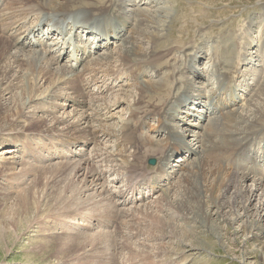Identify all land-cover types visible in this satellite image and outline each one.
<instances>
[{
    "label": "bare ground",
    "instance_id": "1",
    "mask_svg": "<svg viewBox=\"0 0 264 264\" xmlns=\"http://www.w3.org/2000/svg\"><path fill=\"white\" fill-rule=\"evenodd\" d=\"M152 1L154 2V0H151V2ZM135 2L134 0H129V2L120 0H0V144L13 142L15 137L21 136V144L26 145L24 148H18L12 144L10 145V149H3L1 152V154L10 152L17 155L19 153L18 151H22L21 154L19 153L20 157L18 156L17 159L13 156L0 155V187L13 188L14 180H20L32 175L31 171H22V173L16 174L15 177H10L9 172V170L18 167L23 168V165L28 159L26 156L32 149L48 148L50 153L42 150L38 151L45 153V155L51 158H62V162L56 166L60 168L61 165L67 163H65L64 160L70 158L67 156L66 152H71V147L73 145L70 146V144L84 138L80 146H86V151L80 148L78 152L74 153L75 157L79 155L83 156L79 159V171L82 170L83 172L71 176V181L69 183L65 182L62 177L64 183L67 185L65 186L62 184L65 187H61V189L63 188V191L68 193L74 188V182L77 184L81 182V193L93 190V193L89 195H87V193L85 195L86 197H84L83 194L80 195L84 204L87 200L93 198H101L112 202L114 200V193L106 186V183H104L105 180L103 181L98 177L100 170L94 168V161L92 162L90 157V152L93 150V147L100 143L97 137L101 134L105 136V133H107V141H112V138H115L114 143H116L117 147L121 146V148H116L113 152H105L103 154L105 155L104 160L102 161H112L113 165L117 167H114V170H116L115 175L120 173L124 174L128 180V183H126L127 188L124 187V189L118 191L119 198L138 200L140 193L143 192L141 190L148 189L150 193H155V187L160 186L161 192L154 202H157L158 199L171 200L175 205L172 204L171 201H167V203L183 210V213L176 218L187 226L189 220L185 219V215L191 212L197 217V215H200L201 205L209 201L215 203L218 208L239 207L242 210L248 209L246 205L243 204L244 201L242 199L244 190H246L244 187L253 193L252 197L256 196V192L259 191L264 195V177H255V174L264 173V152H260L261 155H259L257 159H251V153H254L256 149L260 148L254 147V145L258 142L261 144L264 142V115L261 118L257 116V118V114L255 113L257 108H255L256 103L259 100L264 103V80L260 82V87H258V90H256L253 98L247 105L246 113L238 112L239 114H236L233 113V110H229L226 113H222V116L218 115L210 119V124L204 125L206 126L204 135L200 132L195 134V138L198 140L197 142L203 145V150L204 147L206 149V157L194 164L192 168H186L187 166L184 167L182 164L176 169H171L175 167V165H171L172 157L186 148V144H188L187 140H189L187 133L178 130L179 127L178 124L175 123V116L185 109L186 105L192 104V102H195L197 106L201 108L200 112H204L208 107L207 102H205L206 104L203 103L202 106L198 104L202 103L199 99L203 96V91L205 89H203V87L197 88L196 85L191 83L189 78L185 76L186 72H189L190 63L197 59H194L193 55L191 56L192 59L190 56L185 57L181 64H174L171 67L161 64V61L169 55L170 50H158L156 44L163 38H166L171 29H168L172 21V19L169 20L171 17V9L169 7H164V10L159 8L152 14L138 7V9L133 10L131 14H127L128 11L126 7L130 3L135 4ZM156 3L159 4L160 1ZM138 14L140 15L139 19ZM137 19L138 23L135 30L132 29V24L137 21ZM70 20L72 21L64 26V22ZM42 25H48V27L52 25L53 28L50 27L48 32H44L41 28ZM75 25H77L76 28H78V26L81 27V31H74ZM88 25L92 27L91 31H87ZM141 26L144 28H141ZM145 28L151 29V32L145 31ZM134 31L138 37H136V35L134 36ZM40 32L48 33L49 36L52 35V38L57 33L64 36L60 49L70 48V51H66L65 54L72 59V65L69 61H66L68 63L60 64V55H57V60H55V57L51 56L53 50L50 48H36V45L40 44L41 41L39 40L37 43H34L32 38H29L27 35H36ZM82 32H99L101 35L99 37H94L91 33L90 36L92 39L105 41V43L100 45V48L109 47L112 40L117 43H115L116 47L114 49H108L104 54L100 53L97 56H93L92 49L88 50V48H84L79 50V47H81L80 43L77 42V44H72L70 41L73 39L77 41V39L82 36ZM20 33H22V35H20ZM67 36L69 39L66 41ZM2 38L6 39V41H2ZM146 41L149 46L151 45L150 48L144 45L142 46ZM75 53H78L77 59L74 58ZM87 54L90 56L85 57ZM87 58L89 59L87 60ZM24 59L28 64H31L30 70H25L21 67L20 64ZM247 59L242 57L240 63L245 64ZM80 64L82 68L79 71L71 68L78 67ZM214 67L215 72L218 70L220 74L215 82L209 80V83L218 84L223 77H226L224 81L220 82V86L232 88V85H230L232 84L229 77L230 72L227 70L221 71L216 65H214ZM186 68H188L187 71H185ZM148 69L152 71L157 70V72L162 71L164 77L155 82L149 79L147 81L149 84V88H146L147 90L145 87L142 89L141 86L138 87L136 85V91L139 92L136 99L137 101H134L135 103L131 107L128 118H123L122 120L121 117H119L120 125H118L117 121L110 122V120L114 118V115L109 114L110 107L104 105L103 102H100L102 103L101 106H103V110L108 109L107 112L103 113L101 111L99 112L100 109L95 111L93 110L94 107L93 109L91 108L92 102H95V95H104L106 90L111 88V85L106 81L107 84L103 83V85L99 82V75L111 80L109 82H112V79L119 80L122 76H125V79L128 77L130 78L128 81L132 78L133 82L144 85V81L146 82V80L143 79V81H140L138 78L148 76L146 73ZM240 69V67H236V72L240 71ZM83 72L89 75L87 79L81 78ZM130 73L131 75H129ZM49 76L50 85L44 91L36 93L40 88L38 85L46 82ZM192 77L195 76L192 75ZM92 78H94L93 81H91ZM24 80L26 81V85L23 83ZM92 85L97 88L96 92L92 90ZM129 85L130 82H127L125 85L123 84L119 93H115L117 98L114 100L115 103L112 101L114 104L121 101H123V104L127 103L125 100H127V87ZM8 94H13L11 99L5 97ZM120 94L123 95L121 96ZM145 94L149 98L152 96L156 97L157 103L153 104L139 98ZM103 95L101 100L104 101L107 97ZM119 97H121V99ZM229 97L231 99H227H230V102L236 101L238 98L234 89L231 91V96ZM35 101L50 104V107H36V109L28 113L25 108L30 107ZM208 103L212 105L214 100L211 99ZM227 103L218 108L220 110L226 109ZM123 104H121V106H123ZM59 106H61L63 110L65 106H71L72 110H70V112H78L77 119L73 122H69L68 118L65 116H56L55 113L62 110ZM209 108H207L205 120L211 116L212 113H215L216 106H213L212 109L210 108L211 110H209ZM187 109L189 110L190 108L187 106ZM257 109H259V107ZM38 111L42 113H38ZM249 111H251L252 114H249ZM208 112L210 115L207 114ZM152 117L155 119L157 117L159 118V125L154 129L156 132L162 130L161 134H163L164 138L159 141L148 140V135L147 137L143 135V129L147 124L146 120ZM254 119L259 120L253 122L252 120ZM38 122H43L45 128H35L34 124ZM94 122H98V125H95ZM193 124L201 128L203 127V125L198 122H194ZM56 125H64V130L57 133L50 132L54 129L53 126ZM125 144H127V146H125ZM103 147L108 149V146ZM221 148L224 149L223 153L228 152V163L234 162V158L242 153L248 154L250 162L245 169L241 171L231 170L227 165L226 169H224L223 166L219 165L223 164L220 158L223 153L221 155L217 154L219 153L217 150ZM81 150L84 152H81ZM189 150H193L195 154L199 153L197 148L193 149L191 147L187 151ZM211 155L217 160L216 165L210 163ZM152 157L156 158V163L151 166L148 164V160ZM182 157L179 158L178 161L182 162L187 159L186 157ZM8 158L12 159L9 160ZM101 166L109 170L104 163H102ZM183 169L185 172L187 171V173L183 174L180 179L178 190L184 189L183 187L185 186L187 188L181 191L180 195L174 197L177 191L176 187L169 184L165 185L164 178L170 175H177ZM41 174L43 173L41 172ZM41 174L35 172L34 175L38 176L37 180L34 182L35 186L39 187V184H42V180L40 179ZM57 183L59 182H56V185ZM231 186H236V191L232 199L226 201L224 191L230 190L232 188ZM44 187L50 188V183H45ZM57 188L56 190L59 191V187ZM220 188L222 193L219 196L216 195L215 191ZM23 190H21L22 192L17 198L19 201L17 204L23 211H33L31 199L34 198L32 191L34 188L29 186L27 189ZM138 190L141 191L139 194L136 193ZM63 194H58L57 197H61ZM74 195H72V198H74ZM142 196L140 195V197ZM68 197H71V195H68ZM37 199L39 198L37 197ZM82 199L80 200L82 201ZM58 200H60V198ZM61 200H63V198H61ZM37 201L39 202L40 200ZM126 201H122V203L126 204ZM72 202L75 203L73 199ZM68 204L69 203L66 205ZM60 206H62V202ZM145 206H139L136 210L140 211V209ZM69 207L71 208V204ZM72 207L74 208V205ZM79 207L80 208L76 209L71 208L72 210L65 209L66 207L64 210L59 209V216L60 218L63 217V222L61 223L64 226H66L65 224L69 221L68 219L70 217L77 213H83L86 209V205L80 206V203ZM262 207H264V203H262L261 200L260 208ZM128 214H130L128 211H116L113 216L115 219H121L120 222H122V218ZM166 214H168V212ZM94 216H97V214L92 213L91 218H95ZM170 217L174 219V217ZM182 218L183 220H181ZM160 220L165 223L164 218ZM155 237L157 239L158 236ZM194 249L197 248H193L191 245L186 244L183 245L181 253H190L193 255L192 252ZM210 260H212V258ZM185 261H187V257Z\"/></svg>",
    "mask_w": 264,
    "mask_h": 264
},
{
    "label": "rangeland",
    "instance_id": "2",
    "mask_svg": "<svg viewBox=\"0 0 264 264\" xmlns=\"http://www.w3.org/2000/svg\"><path fill=\"white\" fill-rule=\"evenodd\" d=\"M120 1L129 2V0ZM134 1H136L135 4L130 3L126 7L128 11L127 14H131L132 11L138 9V7L152 14L159 8L164 10V7H169L172 10H170L171 17L169 19H172V21L171 25L168 26V29H171L166 38H163L156 44L158 50H170L169 55L161 61V64L171 67L174 64H181L185 57H191L193 55L194 59L197 58L190 63L189 72H186L185 76L188 77L190 82L195 84L197 88L203 87V89H205L203 91V96L199 99L202 103L198 105L202 106L203 103L206 104L205 102H207V108L210 107L212 109L213 106H216L215 113H212L206 120V109L204 112H200L201 108L197 106L195 102L186 105L185 109L175 116V123H177L179 127L178 130L187 133L189 140H187L188 144H186V148L172 157L171 165H175V167L172 166L173 168L171 169H176L182 164L184 167L187 166L186 168H192L194 164L206 157V149L204 147L203 150V145L197 142L198 140H196L195 134L200 132L204 135L206 128L204 125H209L210 119L218 115L222 116V113H226L229 110H233V113L236 114L238 112L246 113L247 105L253 98L256 90H258V87H260V82L264 80V0ZM157 1H160V3L157 4ZM139 18L140 15L138 19ZM138 19L134 22L135 24H132V29L136 30ZM141 28L144 27L141 26ZM145 31H149L150 33L151 29L145 28ZM133 34L138 37L135 31ZM2 41L5 42L6 39L2 38ZM45 42L46 43L39 44L36 48H53L51 44V42H53L52 39L45 40ZM115 43L116 42L112 41L109 47H104L102 49H99L97 44L88 45L98 49L97 52L93 54L97 56L100 53L104 54L108 49H114L117 44ZM143 45L148 48L151 47L147 41L142 44V46ZM58 54V50L55 49L51 56L55 57L54 59L57 60L56 56ZM242 57L248 58L245 64L240 63ZM66 61L67 59L61 62L59 61V63L65 64ZM20 65L25 70H30L31 68V64H28L25 59L22 60ZM214 65L219 67L221 71L227 70L230 72L229 77L232 81V84H230L232 88L220 86V82L224 81L226 77H223L218 84L209 83V80L215 82L220 74L218 70L215 72ZM236 67H240V71L236 72ZM81 68L82 65L77 67L76 70L79 71ZM187 70L188 68L185 69V71ZM146 73L148 76L138 78L140 81H143V79L146 80V82L144 81V85L133 82L132 78L128 81L130 79L129 77L125 79V76H122L120 79H122L124 83L121 81L115 82L114 85H111L112 90L108 93L106 92L104 95H95V102H92L91 108L93 109L94 107L93 110L95 111L100 109L99 112L105 113L108 109L103 110V106H101L102 103H100L103 102L104 105L110 107L109 114L114 115V118H112L110 122L117 121L118 125H120L119 117H121L122 120L123 118H128L131 107L135 103L134 101H137L136 99L139 95V92L136 91L137 86H141L142 89L143 87L148 89L149 84L147 81L149 79L155 82L164 77L162 71L157 72V70L152 71L148 69ZM83 74H85V72H83ZM129 75H131V73ZM192 75L195 77H192ZM81 78L86 79V76L82 77L81 75ZM94 78H92L91 81H93ZM127 82H130V85L127 87L128 96L126 95L128 101L125 100L127 103L123 104V101H121L114 104V100L117 98L115 93H119L122 85H125ZM23 83L26 85L25 80ZM43 83L38 85L40 88L36 93L44 91L50 85V76L49 79ZM233 89L235 94L238 95V98L236 101L230 102L231 98L229 96H231V91H233ZM12 95L13 94H8L5 97L11 99ZM102 95L107 97L106 100H101ZM120 95L122 96L123 94ZM146 96L145 94L139 98L153 104L157 103L156 97L151 95L152 97L149 98ZM119 98L121 99V97ZM211 99L214 100L212 105L208 103ZM226 103V109L220 110L218 108ZM121 104H123V106H121ZM48 106L50 107V104L35 101L30 107L25 109H27L29 113V111L36 109V107ZM187 106L190 108L189 110ZM256 107H259V109ZM59 108L62 109L61 106H59ZM210 108L209 110H211ZM255 108L256 117L258 116L261 118L264 115V103L259 100ZM70 110H72L71 106H65L64 110L62 109L56 112L55 115L58 117L65 116L68 118L69 122H73L77 119L78 112L72 113ZM38 113L42 112L38 111ZM249 114H252L251 111H249ZM208 115H210L209 112ZM256 120L259 119H254L252 121L255 122ZM146 122L147 124L143 129V135L145 137L148 135V140L159 141L164 138L163 134H161L162 130L160 132L154 130L159 125L157 119L152 117L147 119ZM194 122L202 124L203 127L201 128L193 124ZM94 124L98 125V122H94ZM34 126L39 129L45 128L43 122H38L34 124ZM53 127L54 129L50 131L52 133L64 130V125H56ZM107 138V133H105V136L101 134L97 137L100 143L93 147V150L90 152V157L92 162L94 161V168L100 170L98 177L103 181L105 180L104 183H106V186L114 193V200L112 202L101 198H93L87 200L84 204L80 195L83 194L84 197H86L85 195L87 193V195L93 193V190L81 193V182H78V184L74 182L73 186L75 189H72L73 192L71 190L67 193L63 191V188L61 189V187L67 185L64 183V180L69 183L71 181V176L83 172L82 170L79 171V159L83 156L79 155L75 157L74 153L78 152L80 148L86 151V146H80L84 138L70 144V146L73 145L71 147V152L69 153L66 151L67 156L70 158L64 160L65 163H67L61 165L60 168L56 166L62 162V158H51L45 155V153L38 151L42 150L49 152L48 148H36L32 149L30 153L27 154L26 157L28 159L23 165V168L18 167L9 170L10 177H15L16 174H20L22 171H31L32 175L20 180H14L13 188L0 187V264H264V207L260 208L261 200L262 203H264V195L260 191L256 192V196L252 197L253 193L244 187L246 190H244L242 195L244 201L242 202L248 208L245 209L246 211L239 207L218 208L215 203L210 201L208 203H203L201 205L200 215L196 217L191 212L185 215V219L189 220L187 226L176 218L183 213V210L174 207L172 205L174 203L171 200L158 199L157 202H154L161 192L160 186L155 187L156 192L154 194L136 203H131V198H119L118 191L124 189V183H128V180L124 174L120 173L115 175V165H113L112 161H102L104 160L105 155L103 154L105 152H113L116 148H121V146L117 147L116 143H114L115 138H112V141H107ZM21 139L22 137L20 136L15 137L13 142L1 143L0 155L13 156L15 159H17L18 156L20 157L22 151H18L20 154L18 153L17 155L10 152L1 154V152L3 149H10V145L12 144L18 148L26 147L25 144H21ZM103 146H108V149ZM125 146H127V144H125ZM189 146L199 150L198 154H195L193 150H191V154L195 155L190 159L188 156L186 157V153L190 151L187 150L191 148ZM254 147L260 148L256 149L254 153H251L252 157H250L253 160L261 155L260 152H264V142L262 144L258 142ZM217 151L219 153H216L221 155L224 149L221 148ZM81 152L84 151L81 150ZM181 157H186L187 159L182 162L178 161ZM220 158L223 164L219 165L223 166L224 169H226L227 165L229 169L235 171L244 170L250 162L247 153L238 154L234 158L235 161L232 163H228V152H224ZM8 159L10 160L12 158ZM210 160V163L214 165L217 164V160L213 155L210 156ZM102 163H104L109 170L102 167ZM40 171L43 174H41ZM35 172L41 174L40 179L42 180V184H39L40 186L43 185L41 187L35 186L34 182L38 178V176L34 175ZM186 173L187 171L185 172L183 169L177 175L165 177L166 180L170 178V182L166 181L164 178L165 185L169 184L176 187L177 191L174 197L180 195V192L187 188L185 186L183 187L184 189L178 190L180 179L183 174ZM255 177H264V173L255 174ZM56 182L59 183L56 185ZM45 183H50V188H45ZM60 183L65 186H61ZM250 185L252 186L251 182ZM29 186L34 188V190H32L34 198L31 199L33 211L28 210L26 212L17 204L19 203L17 198L22 192L21 190H25ZM57 187H59V191L56 190L58 189ZM231 187L230 190L224 191L226 201L231 200L236 191V186ZM125 188H127V184H125ZM152 190L155 191L154 189ZM215 193L220 196L222 193L221 188L219 190L216 189ZM58 194H63V196L57 197ZM68 195H71V197H68ZM72 195H74V198H72ZM37 197L39 199H37ZM57 198H60V200ZM61 198H63V200H61ZM79 198L82 199V201ZM72 199L75 203L72 202ZM37 200H40V205ZM126 200H129L130 203H122V201L125 202ZM167 201H171L172 204L167 203ZM61 202L62 206H60ZM67 203L69 204L66 205ZM79 203L80 206L86 205V209L83 213H77L70 217L68 219L69 221L65 224L66 226H64L61 223L63 222V217L61 216L62 218H60L59 209L64 210L65 207V209L80 208ZM70 204L71 208L69 207ZM73 205L74 208L72 207ZM139 206H145V209L142 207L140 211L136 210ZM116 211H128L130 214L125 215L122 218V222H120L121 219H115L113 216ZM167 212L168 214H166ZM92 213L97 214V216L91 218ZM170 216L174 217V219ZM161 218L165 219V223L160 220ZM181 220H183V218ZM154 235L158 236L157 239ZM186 244L191 245L193 248H197L193 250V255L190 253H181L183 245ZM186 257L187 261H185ZM211 258L212 260H210Z\"/></svg>",
    "mask_w": 264,
    "mask_h": 264
},
{
    "label": "water",
    "instance_id": "3",
    "mask_svg": "<svg viewBox=\"0 0 264 264\" xmlns=\"http://www.w3.org/2000/svg\"><path fill=\"white\" fill-rule=\"evenodd\" d=\"M150 162H151V163H154L155 161H154V160H151Z\"/></svg>",
    "mask_w": 264,
    "mask_h": 264
}]
</instances>
